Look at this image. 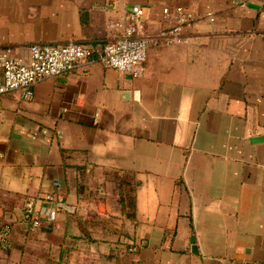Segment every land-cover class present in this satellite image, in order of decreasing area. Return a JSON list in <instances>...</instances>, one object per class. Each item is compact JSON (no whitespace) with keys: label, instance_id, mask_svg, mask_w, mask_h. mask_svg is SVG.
Here are the masks:
<instances>
[{"label":"crops","instance_id":"0c3cea01","mask_svg":"<svg viewBox=\"0 0 264 264\" xmlns=\"http://www.w3.org/2000/svg\"><path fill=\"white\" fill-rule=\"evenodd\" d=\"M242 1L0 0V51L106 42L134 5L146 37L170 27L164 7L200 15L185 42L152 45L138 77L93 59L31 100L0 96V264H264V0ZM28 197L56 219L30 231Z\"/></svg>","mask_w":264,"mask_h":264},{"label":"built area","instance_id":"2783aa9c","mask_svg":"<svg viewBox=\"0 0 264 264\" xmlns=\"http://www.w3.org/2000/svg\"><path fill=\"white\" fill-rule=\"evenodd\" d=\"M243 5L242 0H234ZM143 9L134 5L129 12L118 20L110 22L109 28L116 31L115 36L94 46L77 41L64 45L31 44L25 47L7 46L0 51V96L16 93L20 99L31 100L33 87L47 79L73 72L86 60H98L105 68H112L121 73L138 77L147 52L158 40L165 44L185 42L184 32L200 18L194 10L183 7H164L162 17L170 22V27L161 31L158 36L142 35ZM209 21L214 17L211 13L204 15ZM48 202L60 200L56 195L47 194L43 197ZM39 199L28 197L23 201L21 218L30 231L38 229L44 222L56 219L57 208L37 207ZM58 204V207H59ZM11 222L6 220L0 229V248L10 246L9 235ZM135 251L136 248H130Z\"/></svg>","mask_w":264,"mask_h":264},{"label":"trees","instance_id":"16d2710c","mask_svg":"<svg viewBox=\"0 0 264 264\" xmlns=\"http://www.w3.org/2000/svg\"><path fill=\"white\" fill-rule=\"evenodd\" d=\"M119 182V197L122 211L128 218H134L135 215V194L134 188L130 182L121 174H117Z\"/></svg>","mask_w":264,"mask_h":264},{"label":"rangeland","instance_id":"374dc122","mask_svg":"<svg viewBox=\"0 0 264 264\" xmlns=\"http://www.w3.org/2000/svg\"><path fill=\"white\" fill-rule=\"evenodd\" d=\"M7 209H8V207L3 204L2 199L0 198V229H1L2 223L4 221V218H3L4 215L3 214H4L5 210H7Z\"/></svg>","mask_w":264,"mask_h":264},{"label":"water","instance_id":"95a60500","mask_svg":"<svg viewBox=\"0 0 264 264\" xmlns=\"http://www.w3.org/2000/svg\"><path fill=\"white\" fill-rule=\"evenodd\" d=\"M59 206H61L63 209L65 210H68V211H73V208L71 206H67V205H62V204H59ZM191 242L194 244L195 240L194 239H191ZM193 249V247H192Z\"/></svg>","mask_w":264,"mask_h":264}]
</instances>
